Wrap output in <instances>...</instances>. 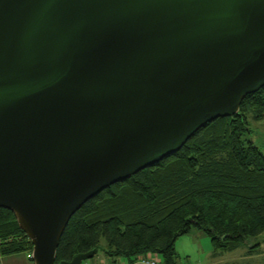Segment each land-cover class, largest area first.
Here are the masks:
<instances>
[{"label":"water","instance_id":"obj_1","mask_svg":"<svg viewBox=\"0 0 264 264\" xmlns=\"http://www.w3.org/2000/svg\"><path fill=\"white\" fill-rule=\"evenodd\" d=\"M263 87L264 0H0V208L32 263L56 264L87 201Z\"/></svg>","mask_w":264,"mask_h":264},{"label":"trees","instance_id":"obj_2","mask_svg":"<svg viewBox=\"0 0 264 264\" xmlns=\"http://www.w3.org/2000/svg\"><path fill=\"white\" fill-rule=\"evenodd\" d=\"M247 114L264 120V87L236 115L206 124L179 151L87 201L59 239L56 264L93 249L111 262L153 254L178 264L175 243L193 229L222 254L263 234L264 156L245 139ZM31 252L14 214L0 208V258Z\"/></svg>","mask_w":264,"mask_h":264},{"label":"rangeland","instance_id":"obj_3","mask_svg":"<svg viewBox=\"0 0 264 264\" xmlns=\"http://www.w3.org/2000/svg\"><path fill=\"white\" fill-rule=\"evenodd\" d=\"M247 122L249 133L245 139L249 138L264 156V120L256 121L252 114H247ZM258 243L261 244L259 248L261 255L252 259H244L242 252L245 249L243 247L229 254L215 253L209 237L193 229L189 234L177 239L175 251L178 264H264V233L256 238H250L248 248ZM98 258H104L102 251H99L89 262H94Z\"/></svg>","mask_w":264,"mask_h":264},{"label":"crops","instance_id":"obj_4","mask_svg":"<svg viewBox=\"0 0 264 264\" xmlns=\"http://www.w3.org/2000/svg\"><path fill=\"white\" fill-rule=\"evenodd\" d=\"M242 247H243V249H245L242 252V256L244 257V259H252L253 257L261 255V251H259L261 244H259V247L254 249V251H250L251 247L248 248V245H244ZM242 247L238 248L237 250L241 249ZM252 247H253V245H252ZM237 250H235V251H237ZM235 251H233V252H235ZM233 252H230V253H233ZM29 258H30V256L28 254H25V253L5 256V257L0 258V264H32V261H30ZM121 261H124V260H117L116 262H121ZM91 263L92 264H99V263H112V262L107 260L104 256V258H98L94 262H91Z\"/></svg>","mask_w":264,"mask_h":264},{"label":"built area","instance_id":"obj_5","mask_svg":"<svg viewBox=\"0 0 264 264\" xmlns=\"http://www.w3.org/2000/svg\"><path fill=\"white\" fill-rule=\"evenodd\" d=\"M157 255L148 254L145 256H139L132 261H121L116 263H99V264H162L161 259H158ZM82 264H92L89 261L83 262Z\"/></svg>","mask_w":264,"mask_h":264}]
</instances>
